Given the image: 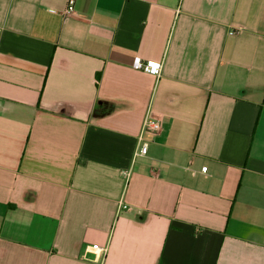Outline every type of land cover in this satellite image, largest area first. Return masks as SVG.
Here are the masks:
<instances>
[{
    "label": "crops",
    "instance_id": "0c3cea01",
    "mask_svg": "<svg viewBox=\"0 0 264 264\" xmlns=\"http://www.w3.org/2000/svg\"><path fill=\"white\" fill-rule=\"evenodd\" d=\"M68 2L0 0V264H264V0Z\"/></svg>",
    "mask_w": 264,
    "mask_h": 264
},
{
    "label": "built area",
    "instance_id": "2783aa9c",
    "mask_svg": "<svg viewBox=\"0 0 264 264\" xmlns=\"http://www.w3.org/2000/svg\"><path fill=\"white\" fill-rule=\"evenodd\" d=\"M74 5H75V0H69L67 13L70 14L74 11ZM133 68L135 70L143 71L151 76L159 77L163 69V63L157 60H143L140 56H137L134 59ZM161 129H162V123L158 119L148 117L144 121L143 132L146 135L154 136L158 134L161 131ZM147 150H148V143L143 142L137 155L143 156L147 153ZM202 170L203 172H206L207 167H203ZM127 174L128 173L126 172L124 173V175Z\"/></svg>",
    "mask_w": 264,
    "mask_h": 264
}]
</instances>
